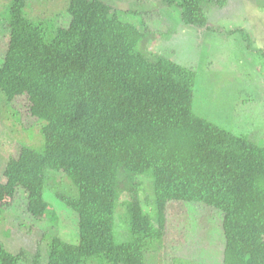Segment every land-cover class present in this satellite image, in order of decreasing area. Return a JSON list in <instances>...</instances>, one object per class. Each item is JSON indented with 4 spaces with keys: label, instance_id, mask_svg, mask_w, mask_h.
Instances as JSON below:
<instances>
[{
    "label": "trees",
    "instance_id": "obj_1",
    "mask_svg": "<svg viewBox=\"0 0 264 264\" xmlns=\"http://www.w3.org/2000/svg\"><path fill=\"white\" fill-rule=\"evenodd\" d=\"M29 1L11 0L0 14L8 33L0 91L10 105L26 98L44 144L40 151L18 145L9 157L0 179V227L23 190L27 221L50 222L40 235L47 240L45 264H150L166 235L168 206L177 202L220 215V223L209 220L218 226L215 234L205 219L194 225L223 245L220 262L211 253L213 264H264V145L195 111L192 67L144 51L149 35L156 40L172 30L141 31L105 0H68L55 22L33 20ZM164 1L178 8L181 24L206 30L209 9L227 3ZM64 15L67 27L57 24ZM58 174L77 192L54 193L78 216L77 243L61 238L49 217L47 192L58 187L52 185ZM146 179L154 215L141 201ZM39 258L12 252L0 240V264H41Z\"/></svg>",
    "mask_w": 264,
    "mask_h": 264
},
{
    "label": "rangeland",
    "instance_id": "obj_2",
    "mask_svg": "<svg viewBox=\"0 0 264 264\" xmlns=\"http://www.w3.org/2000/svg\"><path fill=\"white\" fill-rule=\"evenodd\" d=\"M10 1L0 0V14ZM105 1L119 11L123 20L138 25L141 31L148 29L150 32L164 34L172 30V36L165 35L156 40L149 35L152 42H145L142 46L144 51L151 55L168 54L183 66L192 67L197 75L195 111L207 121L235 135L264 145V0H227L223 7L210 8L207 13L210 30L181 24L178 8L166 7L164 0ZM67 4L68 0H30L27 12L33 20L53 19L55 22L59 15L65 13ZM69 23L70 17L64 15L58 19L57 24L67 27ZM7 35V31L0 28V64L7 48ZM28 106L26 98H18L11 105L8 104L0 91V179L9 157L16 154L18 145L38 151L43 147L41 127L32 123ZM53 184L59 188H50L46 198L49 203L48 212L53 214L49 217H54L51 223L57 227L61 238L77 243L78 216L61 204L54 194L58 189L71 196L77 195V192L61 174L56 175ZM140 196L145 211L154 215V198L147 179L144 180ZM128 197L125 192L122 202L127 201ZM26 203L25 192L19 190L14 207L9 213L3 214L5 217L0 227V240L12 252L25 249L40 254V262L45 264L47 240L41 239L40 235L43 231L49 232L50 222L43 219L40 223L30 224L27 221L30 218L26 213ZM118 210L120 216L125 212L124 207ZM167 214L165 238L150 264H173L174 258L188 260L193 264H213L211 253L218 262L221 261L223 245L217 241V235L212 236L216 242L214 245L213 240H207L204 234L202 236L194 230V225L200 219L209 223L214 216V220L220 223L219 214L213 212L209 216L202 207H188L177 202L169 204ZM209 225L213 233H217L218 229L215 228L218 226ZM121 226L124 231V226ZM124 239L117 238V241Z\"/></svg>",
    "mask_w": 264,
    "mask_h": 264
}]
</instances>
